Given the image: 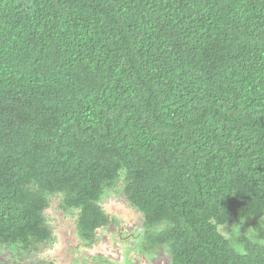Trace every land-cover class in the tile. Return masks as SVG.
<instances>
[{
    "label": "trees",
    "instance_id": "1",
    "mask_svg": "<svg viewBox=\"0 0 264 264\" xmlns=\"http://www.w3.org/2000/svg\"><path fill=\"white\" fill-rule=\"evenodd\" d=\"M118 188L141 256L264 264V0H0V246L126 244Z\"/></svg>",
    "mask_w": 264,
    "mask_h": 264
},
{
    "label": "rangeland",
    "instance_id": "2",
    "mask_svg": "<svg viewBox=\"0 0 264 264\" xmlns=\"http://www.w3.org/2000/svg\"><path fill=\"white\" fill-rule=\"evenodd\" d=\"M113 190L103 199L107 210L114 214H122L127 221L134 226L135 234L126 244L120 238L110 239L106 232L100 233L98 242L91 246L82 240L76 231V223L73 217L63 211H58L56 202L46 210L47 224L53 230V241L41 245L39 251L23 250L18 256L24 261L35 264L53 261V264H99L97 261L105 259L108 263L128 264L127 258H132L135 264H170L171 258L166 247L154 250L151 257L141 256V244L138 233H141V219L136 210L127 206L124 202L121 190ZM134 233V232H133ZM14 252L6 246H0V263L14 264ZM27 261V262H28ZM100 264H106L103 261Z\"/></svg>",
    "mask_w": 264,
    "mask_h": 264
},
{
    "label": "clouds",
    "instance_id": "3",
    "mask_svg": "<svg viewBox=\"0 0 264 264\" xmlns=\"http://www.w3.org/2000/svg\"><path fill=\"white\" fill-rule=\"evenodd\" d=\"M220 228H221V229H224V228H226V224H223V225H221V226H220ZM222 235H224V238H225V239H228V238H229V236H228V233H227V232H222Z\"/></svg>",
    "mask_w": 264,
    "mask_h": 264
}]
</instances>
